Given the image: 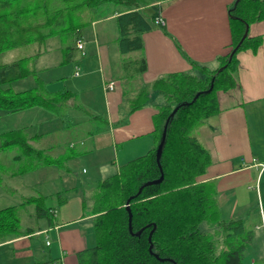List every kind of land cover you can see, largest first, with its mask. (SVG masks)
<instances>
[{
    "label": "crops",
    "instance_id": "obj_1",
    "mask_svg": "<svg viewBox=\"0 0 264 264\" xmlns=\"http://www.w3.org/2000/svg\"><path fill=\"white\" fill-rule=\"evenodd\" d=\"M235 1L142 0L140 10L151 29L141 33L143 48L129 53L119 47L115 18L121 11L119 5L116 14L82 31L85 55L76 48L72 60L64 62L68 43L61 36L48 39L35 61L39 75L49 91H69L76 96L60 115L39 107L0 114V119L9 118L2 127L0 123V129H24L31 145L51 159L65 160L66 170L43 165L23 175H3L0 201L21 196L19 204L5 207H20L29 197H43L55 203L51 208L56 211L51 219L36 220L33 225V209L21 206L26 232L0 243V264H79L78 254L95 245L92 188L154 146V116L165 99L151 91L143 107L132 110L133 102L142 89H151L153 81L163 75L188 72L201 76L193 62L217 68L218 57L232 43L229 10ZM148 8L153 12L147 13ZM157 19L163 24H156ZM248 33L251 38L262 37V43L256 52L238 53L237 86L218 92L220 112L196 136L212 155L202 181L216 185L222 218L241 219L259 232L258 240L253 238L248 247L252 256L242 264H264V19L252 23ZM13 56L9 53L4 60L10 62ZM141 58H145L146 69L137 72ZM27 82L25 87L35 84L34 78ZM111 82L113 89L108 87ZM29 111L30 122L20 117V122L12 123L13 116ZM102 119L106 122L98 124ZM53 132L66 137L65 143L47 140ZM15 152L3 158L6 167H12ZM63 197L68 198L59 205ZM29 216L30 221L26 220Z\"/></svg>",
    "mask_w": 264,
    "mask_h": 264
},
{
    "label": "trees",
    "instance_id": "obj_2",
    "mask_svg": "<svg viewBox=\"0 0 264 264\" xmlns=\"http://www.w3.org/2000/svg\"><path fill=\"white\" fill-rule=\"evenodd\" d=\"M142 3V0H0V114L34 107L64 114L67 102L75 93L49 91L35 66L48 39L53 36L65 39L68 45L64 49V62H68L76 49L72 45L83 39L82 31L94 21L116 14L119 5L121 11L115 18L120 30V50L122 53L141 50V33L151 29L140 10ZM229 18L232 43L229 51L218 57L217 68L209 69L193 62L201 76L188 72L163 75L153 81L151 89H142L133 102L132 110L143 107L151 91L159 92L165 99L154 116V146L92 188L95 245L78 254L79 264L243 263L254 237V227L241 219L222 218L216 185L213 181H202L212 164V155L195 134L219 114L218 92L237 86L238 53L247 49L256 52L262 43V37H249L248 30L252 23L264 19V0H236ZM9 53L14 56L7 62L4 58ZM137 64V72L146 69L145 58ZM220 68L223 69L219 71ZM27 78H34L32 87L19 91L12 88L13 83ZM211 85L213 88L208 92ZM168 119L160 158L164 179L144 187L136 196L144 183L161 176L156 151ZM104 122L102 119L99 124ZM13 151L16 152L11 158L12 167L8 168L3 158ZM43 165L66 170L65 160L51 159L31 145L24 129H0V183L5 173L23 175ZM67 198L63 197L58 204ZM44 203L43 197H29L21 206L35 207L37 219H51L56 210L45 207ZM85 203L83 199V206ZM20 207L0 208V243L26 232L22 228ZM130 213L133 232L143 229L139 236L129 231ZM204 222L223 230L220 251L217 252L213 235L200 229ZM150 235L152 252L161 260L150 253Z\"/></svg>",
    "mask_w": 264,
    "mask_h": 264
},
{
    "label": "rangeland",
    "instance_id": "obj_3",
    "mask_svg": "<svg viewBox=\"0 0 264 264\" xmlns=\"http://www.w3.org/2000/svg\"><path fill=\"white\" fill-rule=\"evenodd\" d=\"M111 8L114 10V6H112L111 5ZM107 12H109V11H107ZM146 12L147 13H152L153 12V9H151V8H148L147 10H146ZM45 80H46V76H44L43 77ZM29 79H32V78H27V79H24V80H21V81H18V82H15V83H13L11 86H12V88L14 89V90H16V91H19V90H23V89H27V88H29V87H25L26 86V83H28L27 81H29ZM67 105H69L68 104V102H67ZM77 109V108H76ZM68 110V109H67ZM67 110H65L64 112H66ZM43 111V110H42ZM31 111H29V112H24L23 114H19V115H15V116H13L12 118H13V121H12V123L14 122V120H15V122L16 121H19L20 120V117H25V118H23L24 120H26V122H30V120L33 118V116L31 115L32 113H30ZM72 113V112H71ZM28 114H30L31 116L30 117H27V116H29ZM68 118V117H67ZM11 119V118H10ZM69 119V118H68ZM8 120V122H9V118H1L0 119V123H1V127H2V125H4V123L6 122ZM70 120V119H69ZM20 122V121H19ZM40 124V121L38 120L37 121V125H39ZM72 125L74 124V123H71ZM81 124H83V123H81ZM95 124V123H94ZM94 124H92V125H94ZM99 124V123H98ZM97 123H96V125H98ZM86 125V124H85ZM89 125H90V123H89ZM199 131V130H198ZM198 131L195 133V134H197L198 135ZM78 132V131H77ZM81 132V131H80ZM73 133V132H72ZM74 134H76V132H74ZM201 136V133H200V131H199V137ZM54 138V139H53ZM46 139L47 140H49V141H51V143L52 142H60L61 144H64L65 143V141H66V137H63L62 136V134L61 133H56V132H53L52 134H50L49 136H47L46 137ZM50 156H52L51 155V153L49 154ZM3 160H5V159H3ZM264 182V181H263ZM8 198H9V200H7L6 202H4V201H0V208L1 207H5V206H9V205H17V204H19L20 202H21V196L20 195H13L12 196V198H10V196H8ZM44 206L45 207H47V208H51V207H53V206H55V203L52 201V200H45V203H44ZM35 207H33V206H31L30 207V209L34 212V209ZM32 212V213H33ZM34 214H35V212H34ZM34 218V217H33ZM26 220H28V221H30V216L29 217H27L26 218ZM34 220H35V222H34ZM36 220H41L40 222H42V221H45L46 219L45 218H35V219H31V221H32V224L33 225H36ZM32 225V226H33ZM200 229L202 230V231H205V232H209V233H211L212 235H213V237H214V241H215V245H216V248H217V252L218 251H220L221 249H222V246H223V244H222V241H223V237H224V232H223V230L218 226V225H216V224H213V223H208V222H204V223H202L201 225H200ZM258 231H257V233L256 232H254V242L256 241V239H257V237H258ZM258 240V239H257ZM254 245H256V244H254ZM257 246V249H258V245H256ZM248 250V249H247ZM252 251L249 249L248 251H246V253H245V257H251L252 256Z\"/></svg>",
    "mask_w": 264,
    "mask_h": 264
},
{
    "label": "water",
    "instance_id": "obj_4",
    "mask_svg": "<svg viewBox=\"0 0 264 264\" xmlns=\"http://www.w3.org/2000/svg\"><path fill=\"white\" fill-rule=\"evenodd\" d=\"M246 35H247V31H246V33L243 35V38H242L241 42L244 40V38L246 37ZM241 42H240V43H241ZM234 51H235V50H234ZM222 69H223V68H220L219 71H221ZM212 88H213V85H211V87H210V89H209L208 92H210V91L212 90ZM198 96H199V93L196 95V97L194 98V100H195ZM178 108H179V107L177 106V107L174 109V111L171 113V116H173V115L175 114V112L177 111ZM168 122H169V119L166 121V124H165L164 130H163L162 139H161V142H160V144H159V146H158V148H157V151H156V160H157V163H158L159 168H160V171H161V176H160L159 179H156V180H153V181H148V182L144 183V184L140 187V189H139V191H138V193H137L136 196H138V195L142 192V190H143L144 187H146V186H150V185H154V184H159V183H161V182L163 181V179H164V174H163L162 166H161V164H160V158H161V155H162V150H163V146H164L165 139H166V131H167V125H168ZM136 196L130 198L129 201L132 200L133 198H135ZM129 231H130L131 233H134V232H133V228H132V215H131V213L129 214ZM142 231H143V229H141V230H139L138 232L134 233V235L139 236V235L142 233ZM152 233H153V232H151V235H152ZM151 235L149 236V241H150V243H151ZM152 247H153V245H152V243H151V244H150V248H149V250H150V253H151V254H154V253L152 252ZM154 255H155L156 258H158V259L161 260V258H159V256H158L157 254H154Z\"/></svg>",
    "mask_w": 264,
    "mask_h": 264
},
{
    "label": "built area",
    "instance_id": "obj_5",
    "mask_svg": "<svg viewBox=\"0 0 264 264\" xmlns=\"http://www.w3.org/2000/svg\"><path fill=\"white\" fill-rule=\"evenodd\" d=\"M155 23H156V24H163V21H161L160 19H157V20L155 21ZM85 43H86V42H85L83 39H79V40L76 41V48H77L78 50H80L81 53H82L83 55L86 54V53H85ZM76 74H77V72H76ZM108 87H109L110 89H113V88H114V82L109 83V84H108ZM47 243L50 244V241H47Z\"/></svg>",
    "mask_w": 264,
    "mask_h": 264
}]
</instances>
